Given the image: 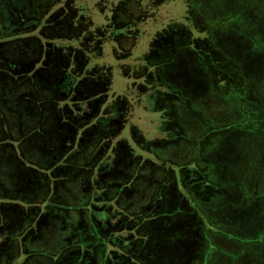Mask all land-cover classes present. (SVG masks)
<instances>
[{"label": "rangeland", "instance_id": "1", "mask_svg": "<svg viewBox=\"0 0 264 264\" xmlns=\"http://www.w3.org/2000/svg\"><path fill=\"white\" fill-rule=\"evenodd\" d=\"M0 264H264V0H0Z\"/></svg>", "mask_w": 264, "mask_h": 264}, {"label": "trees", "instance_id": "2", "mask_svg": "<svg viewBox=\"0 0 264 264\" xmlns=\"http://www.w3.org/2000/svg\"><path fill=\"white\" fill-rule=\"evenodd\" d=\"M81 6L85 8V4H82ZM62 22H63V25H67V27H69V26H71L73 24L74 25L73 27L76 28V29H79L78 27L81 24V21L80 20H78V22H76V19H75V23L77 24V26L75 27L74 21L73 20L69 21L68 18H64L62 20ZM132 25L133 24H130L129 21L128 22H121V21L115 22L111 18V20L107 23V25L105 26V28L104 29H101V32L103 33V34H101V36H102V38H104V37H106V35H108L109 32H112V34H109L110 36L117 37V38H121L122 35L126 34L127 28L131 27ZM81 33H82L81 27H80V30L79 31H74L73 33H67L65 31L63 32V30H61L57 34V37H58V39H61L62 37L63 38L66 37V38L69 39V41H75L76 40L77 42L80 43V41H81ZM87 57H89V56H87ZM86 59L88 60L89 58H84V60H86ZM92 60H93V58H92ZM65 77H68V74ZM66 81H68V80L67 79L62 80L61 81V84L62 85H65L66 84ZM101 217L104 218L105 217L104 214H102Z\"/></svg>", "mask_w": 264, "mask_h": 264}]
</instances>
